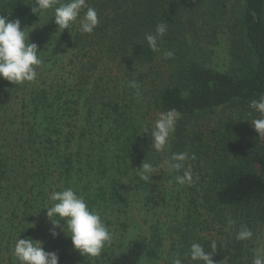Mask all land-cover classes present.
<instances>
[{
    "label": "trees",
    "instance_id": "1",
    "mask_svg": "<svg viewBox=\"0 0 264 264\" xmlns=\"http://www.w3.org/2000/svg\"><path fill=\"white\" fill-rule=\"evenodd\" d=\"M86 3L95 8L99 18L91 34L78 30L79 18L61 33L54 9L32 12L35 0H0V15L9 21L20 20L21 30L29 32V43H35L41 51L38 56L43 65L50 67L67 53L73 69L69 78L60 76L57 83L52 78L48 86L30 95L28 114L38 118L39 123L30 124L25 143L41 158L42 169L38 172L43 182L33 186H44L47 175L74 186H113L106 192V199L102 187L97 197L120 202L118 188L123 186V179L130 178V186L144 188L152 178L143 181L135 170L143 161L153 168L159 161V154L151 149L146 137L148 112L175 109L181 118L170 136V158L173 153L187 152L199 166L211 145L234 157L226 170L218 172L219 186H202L205 179L199 177L187 189L183 201L185 229L175 241L176 256L182 264H202L189 256L191 244L199 243L206 252H212L214 264H252L254 234L264 230L263 135L254 128L244 129L236 138L229 126L226 134L216 129L208 131V127L204 134L191 127L194 120H203L225 108L244 109L264 95V0ZM161 22L168 31L160 41V51L153 52L144 37L154 33ZM224 27L229 34L235 32L236 38L225 40L230 66L220 72L210 66V53ZM168 50H174L171 59L164 58ZM120 72L128 77L124 84L120 83L123 78H118ZM131 80L139 85V98L136 90L128 87ZM97 93L100 95L94 100L99 102L92 105ZM84 106L88 108L83 129H78ZM8 175V163L0 154V198ZM15 209L6 216L7 225L0 224L4 251L10 252L18 238L27 239L34 233L26 226L30 213L25 210L24 217L18 218ZM199 209L210 221L228 227L224 233L219 229L220 238L200 235L194 216L201 213ZM0 218H4L3 213ZM242 226L252 231L251 239L235 238ZM212 242L217 246L215 252L210 247ZM158 247L156 240H135L106 264H140L146 257L154 259ZM59 264H64L61 257Z\"/></svg>",
    "mask_w": 264,
    "mask_h": 264
},
{
    "label": "rangeland",
    "instance_id": "2",
    "mask_svg": "<svg viewBox=\"0 0 264 264\" xmlns=\"http://www.w3.org/2000/svg\"><path fill=\"white\" fill-rule=\"evenodd\" d=\"M221 30L224 33L220 34L214 40L215 45L211 46L210 66L216 71L224 72L230 66L225 40L229 37H236L235 32L227 33L225 27ZM69 57L70 55L67 56V53H64L56 64H51L50 67L42 64L37 67V78L33 82L15 85L0 78V154L6 159L9 170L6 189L0 198V213H3L4 216L3 219L0 218V224L7 225L5 218L10 215L14 208H16L15 213L18 218L24 217L23 212L26 210L30 213L27 217L29 224L26 226L28 230L34 231L33 234L28 235V238L43 242L44 250L56 252L64 264H106L108 259L122 253L127 245L135 240L152 242L156 240L159 244L156 257L151 260L146 257L140 264H173V260L178 258L176 251H174L175 241L180 232L182 233L185 229L183 205L186 203L183 201L184 197L187 196V189L200 178L205 179L202 186H219L217 174L219 171L227 169L234 159L233 153L215 150L211 145L207 153L201 157L199 166L189 158L184 162V169L175 171L169 169L165 164V161L170 160L167 146L163 152H157L159 161L154 168L155 172L150 177L152 179L148 186L144 188L142 186H130L131 179H123V186L118 188L120 202L107 201L97 197V191L102 187L106 199V192L108 193L113 186H81L82 183L74 186L72 182L68 183L64 179L60 181L57 176L50 177L48 175L44 186H33L43 182L41 181L42 177L39 176L41 174L38 172L42 169L41 163H39L41 158L37 150L27 147L25 143V139H27L26 130L30 124L39 123L38 118L33 117L32 119L28 114L29 98L36 90L48 86L52 78L55 82L60 76L69 78L68 75L73 73V69L68 63ZM64 66H66L65 69ZM123 74V72L118 74V78H123L121 84H124L123 82L128 79ZM95 95H100V93L93 95L92 105L94 102H99V100H94ZM87 108L84 106L80 112L78 129H83V119L86 116ZM159 114L152 111L148 112L149 126H146V131H148L146 137L150 146L151 129ZM259 118L264 117H261L260 113L250 108L249 105L244 109L225 108L218 110L211 116H205L203 120L200 118V120H194L191 130L203 132L205 127H208V131L216 129L218 132L221 131L222 133L223 131L225 133L229 130V126L238 138L244 133V129L254 128L251 121ZM203 133L207 134V132ZM92 134L94 133L92 132ZM221 136L218 137L221 138ZM186 169L191 171L192 182L190 184L177 183L175 178L183 175V171ZM131 173L135 174V172ZM74 178L77 177L74 176ZM69 187H72L78 195L83 196L90 209L99 213L112 235L111 242L105 245L98 257L89 258L75 250L70 236H66L68 234L66 225L62 228L66 235L59 227L56 228L59 233L56 238L50 235L49 229L52 225L47 217L46 209L53 202L49 200V193L62 191ZM199 210H202L201 213L194 216L195 222L199 223L200 235L213 239L220 238L219 229H224V233L228 227L220 226L215 220L210 221L204 214V210ZM201 214H203L201 217H196ZM203 222L208 225L202 224ZM253 244V252L255 248L264 245V230L254 234ZM13 249L14 246L10 252L4 251V244H0V264H19L13 254Z\"/></svg>",
    "mask_w": 264,
    "mask_h": 264
},
{
    "label": "clouds",
    "instance_id": "3",
    "mask_svg": "<svg viewBox=\"0 0 264 264\" xmlns=\"http://www.w3.org/2000/svg\"><path fill=\"white\" fill-rule=\"evenodd\" d=\"M36 7L32 12L47 11L54 9L55 23L63 33L69 30L79 18V31L82 34H91L99 24L98 14L95 8L88 6L86 0H67L61 3L60 0H35ZM59 5V6H57ZM80 18L82 10H85ZM168 27L161 22L156 25L154 33L145 34V41L153 52L160 51V41L166 35ZM38 47L35 43H29V32L21 30L20 20L9 21L7 17L0 15V78L6 79L15 85L25 82H33L37 78L36 68L42 65L39 58ZM165 59L174 57V50L164 52ZM128 87L135 89V96L140 97L139 85L135 80L128 82ZM250 108L258 111L264 117V95L259 100H252ZM181 114L175 109L160 113L151 129V149L163 152L168 146L169 137L175 131L177 121ZM254 131L264 135V118L251 121ZM148 132V131H145ZM187 152L173 153L170 160L165 164L171 170L180 171L184 169V162L188 159ZM194 158V157H193ZM143 181H149L155 172L152 164L143 161L141 167L135 170ZM179 184H190L192 174L190 169L183 171V175L177 176ZM49 200L53 202L46 209L47 217L52 227L50 235L56 238L59 233L56 228L66 225L67 235L70 236L72 245L81 255L89 258L98 257L107 243L111 242L112 235L103 223L101 216L95 210L88 207L83 196L78 195L72 188L62 191H51ZM63 222V224H62ZM253 236L252 231L242 226L237 232L236 239L239 241L249 240ZM213 252L216 250V243L210 245ZM13 254L19 264H59V255L56 252H47L43 248V242L34 241L31 238H18L15 242ZM189 256L192 261H199L202 264H214L212 252H206L203 245L193 243L190 246ZM173 264H182L179 258L173 260ZM252 264H264V245L254 249Z\"/></svg>",
    "mask_w": 264,
    "mask_h": 264
}]
</instances>
